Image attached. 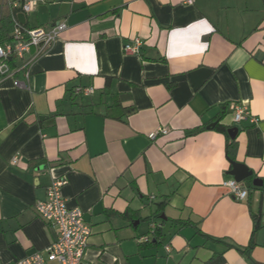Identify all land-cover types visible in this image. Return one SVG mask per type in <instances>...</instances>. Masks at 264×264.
<instances>
[{"label":"crops","instance_id":"crops-1","mask_svg":"<svg viewBox=\"0 0 264 264\" xmlns=\"http://www.w3.org/2000/svg\"><path fill=\"white\" fill-rule=\"evenodd\" d=\"M24 15L28 28L67 29L28 78L0 77V264L57 241L35 205L61 177L92 229L84 264H264V0H44ZM237 104L257 122L235 123ZM217 123L239 128L245 201L224 185ZM252 237L249 255L227 248Z\"/></svg>","mask_w":264,"mask_h":264},{"label":"built area","instance_id":"built-area-1","mask_svg":"<svg viewBox=\"0 0 264 264\" xmlns=\"http://www.w3.org/2000/svg\"><path fill=\"white\" fill-rule=\"evenodd\" d=\"M44 0H18L8 1L1 11H9L13 22L12 40L0 44V77H15L22 73L25 78L30 75L31 65L37 61L48 50L60 34L67 29V25L58 22L50 28H28L19 20L18 15L32 12ZM193 4V0H188ZM143 41L136 38L132 43L127 44L124 50L128 54L139 53ZM15 86L26 88V83L15 80ZM78 92L90 95L93 89H77ZM250 118L257 122L251 115L249 107L245 104H237L234 108L233 121L240 123ZM168 134L166 128H159L150 134L149 138L154 140L158 135ZM13 165L18 164V158L12 160ZM68 180L65 177L53 180L47 189L44 200L36 203L37 213L47 222L52 224L58 234V239L45 249V252H34L16 264H84L85 252L92 235L91 227L85 222L83 212L79 208H69L67 200L63 196V188ZM224 185L230 190L233 197L240 201L248 199L249 190L242 183L235 179L226 181ZM144 241V238L140 239ZM169 252L170 248L166 247Z\"/></svg>","mask_w":264,"mask_h":264},{"label":"trees","instance_id":"trees-1","mask_svg":"<svg viewBox=\"0 0 264 264\" xmlns=\"http://www.w3.org/2000/svg\"><path fill=\"white\" fill-rule=\"evenodd\" d=\"M12 31H13V22L11 20V16L10 15H2L0 17V44H5L8 43L12 40ZM215 129L222 131L223 133L226 134L227 136V154L228 157L231 160H235V152L237 150V146H238V142L237 139L231 140L228 136V128L217 123L216 127H214ZM194 134V133H193ZM249 181H252V178L248 179ZM173 224L175 225H180L183 227H195L196 226L191 223V222H184V221H180V220H173L171 221ZM164 222H162L161 225L157 224V223H153L152 227H151V231L150 233L155 237V242L156 244L159 243L160 238L162 237V225ZM150 240H146L143 242H149ZM256 243L254 242V237L251 238V241L249 243V245L245 248H239V247H234V246H230L228 245L227 248L228 249H236L239 252L249 255L250 252L255 248ZM224 262V257L222 254H218V255H214L206 264H223Z\"/></svg>","mask_w":264,"mask_h":264},{"label":"water","instance_id":"water-1","mask_svg":"<svg viewBox=\"0 0 264 264\" xmlns=\"http://www.w3.org/2000/svg\"><path fill=\"white\" fill-rule=\"evenodd\" d=\"M18 18L22 22V24H26V17L24 14H19ZM238 132H239L238 127L230 128L228 130V134L232 140L236 139ZM231 165H232V170L229 172V174L237 182H243L252 177V172L244 164L231 160ZM254 185L258 186L259 184L257 181H254Z\"/></svg>","mask_w":264,"mask_h":264}]
</instances>
